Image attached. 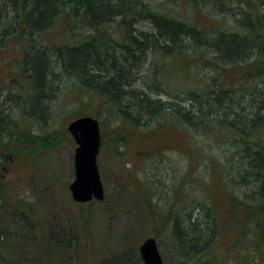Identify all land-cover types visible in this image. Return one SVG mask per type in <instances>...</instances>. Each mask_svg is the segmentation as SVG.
Returning a JSON list of instances; mask_svg holds the SVG:
<instances>
[{
	"label": "rangeland",
	"instance_id": "1",
	"mask_svg": "<svg viewBox=\"0 0 264 264\" xmlns=\"http://www.w3.org/2000/svg\"><path fill=\"white\" fill-rule=\"evenodd\" d=\"M180 3L183 6L179 9L187 12V7L202 27L234 28L236 24L208 0H200L197 6ZM231 7L235 16L237 4ZM55 35L57 31L52 32ZM16 45V41L0 45V264H144L140 245L149 236L159 238L167 264H182L176 257L171 232L162 228V223L177 215L187 217L203 203L210 206L215 181L222 184L234 174L231 161L238 155L233 140H215L192 128L169 131L163 126L122 139L119 135L128 129L117 128L118 122L107 117L100 105L83 100L80 94L76 98L71 90L58 91L52 99L42 101L48 105V113L42 115L35 109L37 98L29 99L25 93L28 84H23L19 66L22 50ZM168 62L162 61L159 67L154 62L153 69L158 78H167L164 88L170 93L159 91L174 96V88L183 87L189 77L172 74ZM171 65L177 67L179 62ZM189 67L197 87L203 88L204 78L212 74L211 66L196 60ZM186 68L181 69L184 76ZM244 70L250 67L223 66L224 75L236 71L240 76ZM224 79L236 80L229 75ZM239 86L242 84L237 82L229 87ZM91 112L101 121L103 142L98 164L105 196L79 204L69 188L75 177L77 144L68 124L77 114ZM244 190L249 194V188ZM227 202L226 197H220L222 213ZM36 220L39 225H34ZM232 227V222H221V235L214 241L208 260L183 261L264 264V246L257 245L256 228L246 227L237 235L231 232Z\"/></svg>",
	"mask_w": 264,
	"mask_h": 264
},
{
	"label": "trees",
	"instance_id": "2",
	"mask_svg": "<svg viewBox=\"0 0 264 264\" xmlns=\"http://www.w3.org/2000/svg\"><path fill=\"white\" fill-rule=\"evenodd\" d=\"M20 1L21 9L29 10L26 16L22 15L24 22L27 20L38 33H58L54 43L43 48L36 45L34 52L25 54L19 42L26 40L21 35L13 40L22 50L19 62L22 79L34 78L28 86L38 91L32 96L37 98L35 109L42 115L48 113V106L41 102L56 95L62 79L77 80V85L71 84L74 88L66 84L61 91L71 90L76 98L81 96L100 105L107 117L118 122L117 128L128 129V133L119 135L122 139H133L138 137L136 132L142 136L145 130L148 133L163 126L169 131L192 128L215 140H233L238 155L237 160L231 161L234 174L222 184L215 181L210 206L203 203L187 217L177 215L162 223V228L171 232L177 259L182 264H193L183 260H208L215 248L214 241L221 235V222L226 221L233 223L231 232L237 235L246 227H255V240L262 248L264 0H215L216 4H223V13L236 21L234 28L222 29L197 24L187 7V12L179 7L173 9V2L183 6L181 0H163L157 7H149L147 0H0V37L6 23L16 17ZM182 1L193 6L200 2ZM231 1L248 9L237 6L235 17L233 9L228 7ZM127 18L145 22L147 26L136 28L134 21ZM57 27L61 30H55ZM65 40L72 44L63 45ZM197 51L201 54L196 55ZM161 54L164 62L169 60L168 64L179 62L177 67L169 64L172 74L177 72L183 78L193 76L189 64L196 60L207 62L212 74L204 78L203 88H193L189 79L186 80L183 87L174 88L178 97L171 98L155 84L153 65ZM238 64L250 70H244L240 76L236 71L226 72L225 75L236 79L226 81L223 66ZM184 65L188 67L184 69L185 76L181 71ZM237 82L242 86L229 87ZM83 114L97 116L91 112L75 117ZM244 188H249V194L245 195ZM221 196L228 201L223 213ZM30 216L33 218L34 213ZM39 223L36 220L34 225Z\"/></svg>",
	"mask_w": 264,
	"mask_h": 264
},
{
	"label": "water",
	"instance_id": "3",
	"mask_svg": "<svg viewBox=\"0 0 264 264\" xmlns=\"http://www.w3.org/2000/svg\"><path fill=\"white\" fill-rule=\"evenodd\" d=\"M68 129L78 143L74 155L75 178L70 184L72 198L76 202L102 200L105 192L97 161L102 143L100 122L91 115H83L72 120ZM140 252L145 264H165L154 237L143 241Z\"/></svg>",
	"mask_w": 264,
	"mask_h": 264
},
{
	"label": "bare ground",
	"instance_id": "4",
	"mask_svg": "<svg viewBox=\"0 0 264 264\" xmlns=\"http://www.w3.org/2000/svg\"><path fill=\"white\" fill-rule=\"evenodd\" d=\"M208 1L211 2L213 5H215L216 8H219L218 11L223 12L222 11V8H224L223 4H221V3L216 4L214 0H208ZM147 2H148L149 7H157V5L163 4L161 1L160 2L159 1H155L154 2V0H147ZM231 2L228 3V7L229 6L231 7V5L233 3H234V5L237 4V6H239L237 2H235V1L232 2V3ZM21 6L22 5H21V1H20V4H18V8L16 10V17L14 18V20L6 23V26L3 29V31H2L3 34L0 37V45H7L10 41L13 42V40H14L15 37H18L19 38V36L21 35V39L26 40L24 42H19L20 46L24 49L23 53L25 54L26 52H29V53L30 52H34L37 47L39 48V46L40 47L42 46V48H43L44 45L46 46V45H48L50 43H54V40H56V37L55 36H52V34H49V35L48 34H42L43 31L42 32L40 31L38 33V31H36L35 28H33V27H31L29 25V23H28L27 20L24 22V19L22 18V15H25L26 16L28 14L29 10H22L21 9ZM172 6H173V9H178V7L180 6V4L177 3V2H173L172 3ZM13 15H14V13H13ZM127 20L130 21V22H133L134 21V25H135L136 28H140L141 29V27L142 28L143 27H146V23L145 22H137L136 19H132L133 20L132 21L130 18H127ZM23 22H24V24H23ZM143 23H145V24H143ZM55 30H58L59 31V30H61V27H57ZM66 40L63 41V45L72 44L70 42H67L68 40L67 41ZM17 46L18 45H16V47ZM34 46H36V48ZM56 46H59V44L57 43ZM161 52L164 53L163 51H161ZM162 61L164 62V59H163L162 54H161V56H159L154 62L156 63L157 67H159V66H161V62ZM156 75H157V73H156ZM60 76H61V74L58 76V78ZM56 77H57V73H56ZM194 78H195L194 75H193V77L192 76L189 77V83H190V85L193 88H197V86L199 84H196V82H194ZM22 80L24 82H26V83L28 82L27 84H30V83H32V81L34 80V78L32 80L30 79V81H27V78H23ZM62 80L63 81H61L57 85V89H58L57 91H61L62 90L61 87L63 85H65V83H67V82L68 83H71V84H74V85L75 84L76 85L78 84V81L77 80H69V81H67L65 79H62ZM165 81H166V78L164 76H162V77L159 76V78H158V76H156V83H155L156 84V88H158V90L159 89H162L163 91H169V90L166 89V87L164 88V85L166 86V84H167V83L165 84ZM87 89H85V91ZM35 92L37 93L38 91H36L32 86L31 87L30 86H27L26 91H25V93L27 94V96L29 98H31V96ZM167 93H170V91L167 92ZM174 94H176V93H174ZM176 95H174V96L175 97H178ZM174 96H170V97L171 98H175ZM191 97H193V96H191ZM169 100L170 99L168 98L167 101H169ZM171 101H175V100L174 99H171ZM41 103H43V102H41ZM151 237H154L156 239L157 244H158V247H159V251L161 253L160 244H159V242H160L159 241V238L157 236L156 237L155 236H151Z\"/></svg>",
	"mask_w": 264,
	"mask_h": 264
}]
</instances>
